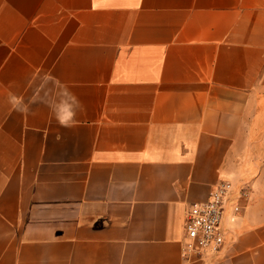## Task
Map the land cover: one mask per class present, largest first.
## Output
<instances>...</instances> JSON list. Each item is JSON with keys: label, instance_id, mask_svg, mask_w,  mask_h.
I'll return each mask as SVG.
<instances>
[{"label": "crops", "instance_id": "1", "mask_svg": "<svg viewBox=\"0 0 264 264\" xmlns=\"http://www.w3.org/2000/svg\"><path fill=\"white\" fill-rule=\"evenodd\" d=\"M260 76L264 0H0V264H204L183 212L242 177L211 264H264Z\"/></svg>", "mask_w": 264, "mask_h": 264}, {"label": "built area", "instance_id": "2", "mask_svg": "<svg viewBox=\"0 0 264 264\" xmlns=\"http://www.w3.org/2000/svg\"><path fill=\"white\" fill-rule=\"evenodd\" d=\"M248 196V181L221 179L205 200L190 203L183 212L181 257L211 264L226 247L232 234L230 225L242 213Z\"/></svg>", "mask_w": 264, "mask_h": 264}, {"label": "rangeland", "instance_id": "3", "mask_svg": "<svg viewBox=\"0 0 264 264\" xmlns=\"http://www.w3.org/2000/svg\"><path fill=\"white\" fill-rule=\"evenodd\" d=\"M257 94L254 96L253 109L250 113H247L245 122L242 123L241 127V135L239 138L238 144V159L236 164L239 166L243 165L245 168V159L249 155H258V157L254 161L255 171H258L261 168L262 160L260 159V155H264V149L262 144V137L264 134V111L262 108V101L264 99V77L260 76L256 83ZM226 179V178H223ZM240 180H246L249 183V196L251 192V182L250 179L245 177L239 178ZM232 181L230 179H227ZM234 182V181H233Z\"/></svg>", "mask_w": 264, "mask_h": 264}]
</instances>
